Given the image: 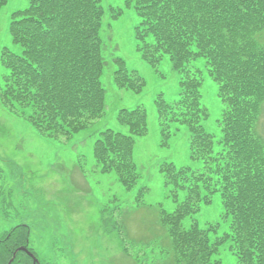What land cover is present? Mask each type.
I'll list each match as a JSON object with an SVG mask.
<instances>
[{"label": "trees", "instance_id": "1", "mask_svg": "<svg viewBox=\"0 0 264 264\" xmlns=\"http://www.w3.org/2000/svg\"><path fill=\"white\" fill-rule=\"evenodd\" d=\"M6 1L0 0V7ZM126 5H133L139 17L134 35L143 59L154 63L168 55L180 74L177 99L167 102L158 95L155 100L159 126L186 125L192 156L208 162L205 172L172 163L160 169L176 203L172 210L159 209L173 259L217 264L215 255L227 242L237 264H264V138L256 131L264 101V0H128ZM103 15L102 0H29L25 9L12 13L8 33L20 51L4 47L1 52L7 68L1 95L41 134H69L103 114ZM197 57L204 58L223 104L217 140L202 125L208 116L202 79L188 64ZM115 61V86L141 92L144 80L120 58ZM117 122L127 132L99 130L93 155L101 172L114 171L128 188L140 176L133 146L134 137L147 131L146 110L121 107ZM215 191L221 220L200 228L194 217ZM222 225L226 230L210 239L209 231ZM28 243V227H12L0 237V264ZM11 264L33 263L18 251Z\"/></svg>", "mask_w": 264, "mask_h": 264}, {"label": "rangeland", "instance_id": "2", "mask_svg": "<svg viewBox=\"0 0 264 264\" xmlns=\"http://www.w3.org/2000/svg\"><path fill=\"white\" fill-rule=\"evenodd\" d=\"M127 1L102 0L101 35L107 63L101 82L106 105L87 128L56 136L41 134L18 110L7 106L0 90V237L25 224L29 230L27 248L40 264H182L173 259L170 238L159 220V209L169 211L176 205L160 169L172 163L205 172L208 162L192 156L186 125L168 121L166 129L159 126L155 100L158 95L167 102L177 99L180 74L168 55L154 63L143 59L134 35L139 17ZM28 2L7 0L0 7V87L7 74L1 60L3 48L20 51L12 42L8 25L12 13L25 9ZM119 8L122 11L117 14ZM116 58L144 80L141 92L115 86ZM188 64L202 79L201 100L208 110L202 125L217 140L223 108L218 86L208 75L203 57ZM137 105L146 110L147 131L134 137L133 160L140 176L125 188L114 171H100L93 144L99 130L126 133L117 122V112ZM167 131L171 132L168 136ZM256 131L264 137V101ZM203 189L208 192L209 186ZM221 215L220 192L215 191L194 219L200 228H207L216 225ZM219 227L209 231L210 239L226 230V225ZM215 258L217 264H237L227 242Z\"/></svg>", "mask_w": 264, "mask_h": 264}, {"label": "water", "instance_id": "3", "mask_svg": "<svg viewBox=\"0 0 264 264\" xmlns=\"http://www.w3.org/2000/svg\"><path fill=\"white\" fill-rule=\"evenodd\" d=\"M17 251H23V252H25L31 259H32V261H33V264H39L38 263V260H37V258L26 248V247H24V246H20V247H18L14 252H13V257L10 259V261L7 263V264H10L11 263V261L13 260V258L15 257V254H16V252Z\"/></svg>", "mask_w": 264, "mask_h": 264}]
</instances>
